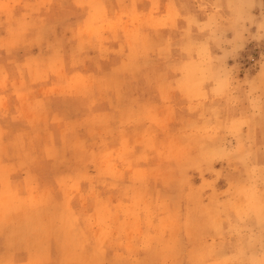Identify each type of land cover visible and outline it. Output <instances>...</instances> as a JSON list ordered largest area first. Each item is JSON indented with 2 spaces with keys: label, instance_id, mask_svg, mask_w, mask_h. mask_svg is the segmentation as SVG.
<instances>
[{
  "label": "rangeland",
  "instance_id": "obj_1",
  "mask_svg": "<svg viewBox=\"0 0 264 264\" xmlns=\"http://www.w3.org/2000/svg\"><path fill=\"white\" fill-rule=\"evenodd\" d=\"M0 264H264V0H0Z\"/></svg>",
  "mask_w": 264,
  "mask_h": 264
},
{
  "label": "bare ground",
  "instance_id": "obj_2",
  "mask_svg": "<svg viewBox=\"0 0 264 264\" xmlns=\"http://www.w3.org/2000/svg\"><path fill=\"white\" fill-rule=\"evenodd\" d=\"M127 60V59H126Z\"/></svg>",
  "mask_w": 264,
  "mask_h": 264
}]
</instances>
